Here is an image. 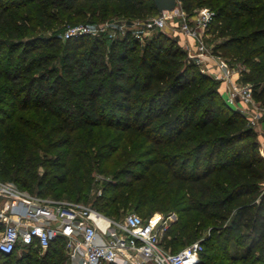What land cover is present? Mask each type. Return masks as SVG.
Listing matches in <instances>:
<instances>
[{
  "label": "trees",
  "instance_id": "1",
  "mask_svg": "<svg viewBox=\"0 0 264 264\" xmlns=\"http://www.w3.org/2000/svg\"><path fill=\"white\" fill-rule=\"evenodd\" d=\"M179 2L188 16L215 11L214 53L242 65V83L264 105V0ZM158 14L153 0H0V178L115 219L175 211L166 249L208 231L199 264H264V157L218 83L166 34L143 46L128 32L107 63L104 35L63 38L70 26ZM95 171L111 180L89 198ZM41 251H0V264L66 262L63 238Z\"/></svg>",
  "mask_w": 264,
  "mask_h": 264
},
{
  "label": "built area",
  "instance_id": "2",
  "mask_svg": "<svg viewBox=\"0 0 264 264\" xmlns=\"http://www.w3.org/2000/svg\"><path fill=\"white\" fill-rule=\"evenodd\" d=\"M179 4L178 1L172 11L135 22L139 28L130 31L138 40L144 41L151 33L164 30L170 21L179 18L182 33L196 45V54L190 57H196V63L204 66L206 70H202L211 78L229 80L227 104L240 105L242 113L250 114L251 124L260 122L262 104L255 100L252 86L234 81L235 72L228 62L210 52L206 36L215 11L204 7L188 16ZM110 26V22L96 27L70 26L63 38L108 34L115 40L120 32H130L123 25L115 30ZM210 62L216 64L217 71L211 69ZM175 221L168 217L160 223L136 213L126 214L118 220L83 202L44 198L15 183L0 181V251L7 255L29 246H38L45 252L54 240L63 238L67 256L64 264H199L205 248L203 239L178 252L165 248L164 236Z\"/></svg>",
  "mask_w": 264,
  "mask_h": 264
},
{
  "label": "rangeland",
  "instance_id": "3",
  "mask_svg": "<svg viewBox=\"0 0 264 264\" xmlns=\"http://www.w3.org/2000/svg\"><path fill=\"white\" fill-rule=\"evenodd\" d=\"M180 7H181V5H180ZM143 20H145V19H130V18H127V17H124V16H120L119 15V16H114L113 18H111V19H109V20H107L105 22H101L99 24H94V25H91V26L96 27V26H100L102 24H105L107 22H110L111 23V26L110 27L113 30H115L114 28L123 25L127 30L130 31V30H136V29H138L139 26L137 27L136 24H135V22H137V21H143ZM194 25L195 24L193 23V26ZM180 27H181V20L179 18H174L172 22L170 21L168 23V26L164 30H157L156 32L151 33L150 35H148L147 37H145L144 41H140V42L144 46L146 44V42L151 39L152 36H156L159 33L166 34L169 38H171L173 40H176L177 43H178V45L181 46L183 49L186 50V52H187V59L189 61L196 63L197 58L195 57L193 59V58L190 57V55L196 54V45H195V42H194V40H192V39L188 38L187 36H185L182 33V30H181ZM110 32H113V31H110ZM130 32H132V31H130ZM126 35H127V33L124 34V33L120 32L117 35V38L116 39H120V38H122V37H124ZM91 36H93V35H91ZM93 37H95V36H93ZM98 37H103V35L98 36ZM105 37H107V40L105 42H103V45H102L103 47L102 48H103V60L107 63V62H109L108 55H109V52H110V45H111L113 39L108 34L105 35ZM206 41L209 44V48H210V52L211 53H214V51H213L214 50V46L216 44H218L219 42H221L220 40L215 39L213 37V35H211L209 32H208V34L206 36ZM224 60L227 62L226 59H224ZM196 64H198V63H196ZM228 64H229L230 69L235 72L234 77H233V80L234 81H237V83H239V84H244V83H242V81L240 79L241 78V71L243 69L242 65H240V64L232 65L229 62H228ZM208 65H211L212 66L211 69H214L215 71H217V66H216V64L214 62H210V63H208ZM53 66H55L56 68H58V70L60 72V70H61L60 60L56 61L53 64ZM198 66L200 67L201 71L204 74H207V73H205L202 70V69L206 70L204 66L203 67L200 66V65H198ZM208 76H210V75H208ZM214 80L218 83L219 92H220L223 100L226 102V98L228 96V86L230 84L229 80H226V81L225 80H218V79L217 80L214 79ZM65 86H66V81L63 80L62 83H61V88L62 87L64 88ZM230 107L232 109L237 110V111H240L242 113V107H240V105L230 106ZM262 113H263V116L260 119V122H258L255 125L251 124L250 121H249V119H248L250 117V114H247V115H245L244 113H242V114L247 118L248 124L253 128V130H254V132L256 134V139H257V141L259 143V150L261 152V155L263 156V154H264V105L263 104H262ZM42 163H43V161H42ZM45 170H46V167L43 166V165H41L39 167L37 177H41L43 175V173L45 172ZM94 178H95V182H94L93 190L90 193L89 198H94L95 196L100 195L103 192V188H104L105 182L111 180V177L110 176H107V175H105V174H103L101 172H98V171H95L94 172ZM0 181H2V182H10V183H15L16 184V182L14 180L10 179V178L9 179H7V178L6 179L5 178H0ZM29 192L31 194H33V195H37L36 193H33L31 191H29ZM41 197H44V196H41ZM44 198L55 199L54 197H44ZM62 199L68 200L66 198H62ZM69 201H71V200H69ZM76 202H82V201H76ZM85 204L91 205L88 202H85ZM129 213L139 214L140 216H142L146 220H148V219H155V220H157L160 223L163 222L164 219H166V218L168 219V217H169V220L170 221L172 220V222L174 220H176V221L178 220V214L175 211H172L169 214H162V213H154V212H151L150 210H146L144 213H140L138 210L129 209V210H127V214H129ZM124 216H125V214H123L121 217H119L118 220L123 219ZM208 235H209V232L206 231L204 233V235H203V238H200V239H203L204 240L206 237H208ZM232 250H234V248ZM42 255L43 256L45 255V253L43 251H41L40 256H42Z\"/></svg>",
  "mask_w": 264,
  "mask_h": 264
},
{
  "label": "water",
  "instance_id": "4",
  "mask_svg": "<svg viewBox=\"0 0 264 264\" xmlns=\"http://www.w3.org/2000/svg\"><path fill=\"white\" fill-rule=\"evenodd\" d=\"M158 12L162 14L164 11H172L178 6L179 0H153Z\"/></svg>",
  "mask_w": 264,
  "mask_h": 264
},
{
  "label": "crops",
  "instance_id": "5",
  "mask_svg": "<svg viewBox=\"0 0 264 264\" xmlns=\"http://www.w3.org/2000/svg\"><path fill=\"white\" fill-rule=\"evenodd\" d=\"M44 252V251H43Z\"/></svg>",
  "mask_w": 264,
  "mask_h": 264
}]
</instances>
